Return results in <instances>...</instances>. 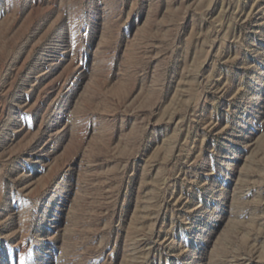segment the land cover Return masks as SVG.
Wrapping results in <instances>:
<instances>
[{"label":"rangeland","instance_id":"374dc122","mask_svg":"<svg viewBox=\"0 0 264 264\" xmlns=\"http://www.w3.org/2000/svg\"><path fill=\"white\" fill-rule=\"evenodd\" d=\"M0 264H264V0H0Z\"/></svg>","mask_w":264,"mask_h":264}]
</instances>
